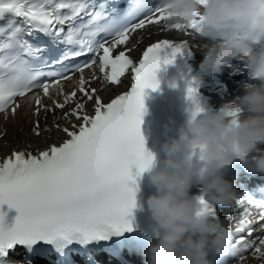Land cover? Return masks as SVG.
<instances>
[{
  "label": "snow or ice",
  "instance_id": "snow-or-ice-1",
  "mask_svg": "<svg viewBox=\"0 0 264 264\" xmlns=\"http://www.w3.org/2000/svg\"><path fill=\"white\" fill-rule=\"evenodd\" d=\"M121 2L125 4L123 8ZM5 17L7 22L0 25V112L15 104V114L19 107L16 98L34 88H42L44 96H49L50 88L70 78L68 73L82 74L97 58L104 81L118 84L125 73L131 72L133 83L130 91L105 105L98 90L91 88L90 80L81 75L78 90L65 94L63 103L53 101L56 109H64L76 100L78 92L86 97V101L76 102L64 114L65 118L71 115L82 120L78 130L76 125L72 129L64 127L69 139L59 146L53 144L37 154L13 151L0 162V206L7 204L18 213L9 222L7 214L0 211V264H11L7 258L17 246L31 252L36 245H49L65 257L73 245L84 247L124 237L134 230L130 215L136 206V177L149 170L155 159L146 149L141 131L145 89L159 88L156 73L161 63H172L187 50L188 40L153 42L138 63L126 54L130 49L116 55L113 52L126 45L131 34L149 25H162V30L174 29L191 36L201 31L200 20L185 25L168 24L170 14L160 0H0V20ZM41 37L47 38L48 43ZM54 48L60 49V54L49 59L45 53L51 55ZM89 54L90 59L72 65L65 63ZM55 65L61 69L46 70ZM42 78L49 79L41 83ZM91 79H97L95 74ZM187 97L195 105L192 114L201 113L197 89L191 84ZM93 98L95 114L89 116L83 110ZM34 103L39 115L41 98L34 97ZM39 128L37 121L33 131L38 136ZM133 167L137 170L135 175ZM195 198L200 205L199 217L219 221L215 205L203 195ZM234 202L240 208L245 204L259 208L256 222L264 226V200L242 192ZM250 215L244 208L243 218L235 228L238 239L233 242L239 252L233 256L238 261L246 259L241 253L248 250L264 257V238H258L257 245L241 235L245 230L249 236L252 234ZM224 217L228 225L220 221L217 225L232 233L235 217L229 213ZM111 254L119 256V250H112Z\"/></svg>",
  "mask_w": 264,
  "mask_h": 264
},
{
  "label": "clouds",
  "instance_id": "clouds-1",
  "mask_svg": "<svg viewBox=\"0 0 264 264\" xmlns=\"http://www.w3.org/2000/svg\"><path fill=\"white\" fill-rule=\"evenodd\" d=\"M160 2L170 14L168 24L200 20L199 34L211 41L204 46L202 71L218 72L233 59H243L253 81L219 110L191 113L164 141L163 158L147 170L156 189L147 206L159 231L141 251L145 264H210V250L235 255L239 249L231 232L197 215L193 186L202 181L199 195L213 205L229 206L236 190L223 173L226 161L240 156L249 170L264 172V0ZM193 153L203 157V164L194 162Z\"/></svg>",
  "mask_w": 264,
  "mask_h": 264
},
{
  "label": "bare ground",
  "instance_id": "bare-ground-1",
  "mask_svg": "<svg viewBox=\"0 0 264 264\" xmlns=\"http://www.w3.org/2000/svg\"><path fill=\"white\" fill-rule=\"evenodd\" d=\"M26 124H27V115H25V117L24 118H16L15 119V121H14V125L11 127V129H10V132H14V133H16V135H18V136H20V135H22V134H20L19 132H18V129L19 128H22V129H25V127H26ZM23 136V135H22ZM24 137H26V136H24ZM8 139H7V137H4L3 139H2V142L3 141H7Z\"/></svg>",
  "mask_w": 264,
  "mask_h": 264
}]
</instances>
